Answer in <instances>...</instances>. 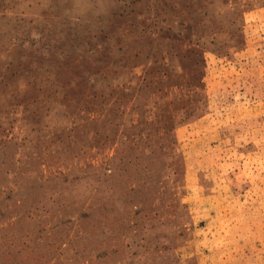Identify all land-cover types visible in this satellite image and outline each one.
<instances>
[{
    "label": "rangeland",
    "instance_id": "374dc122",
    "mask_svg": "<svg viewBox=\"0 0 264 264\" xmlns=\"http://www.w3.org/2000/svg\"><path fill=\"white\" fill-rule=\"evenodd\" d=\"M0 264H264V0H0Z\"/></svg>",
    "mask_w": 264,
    "mask_h": 264
}]
</instances>
